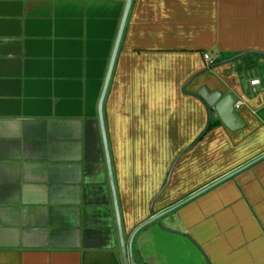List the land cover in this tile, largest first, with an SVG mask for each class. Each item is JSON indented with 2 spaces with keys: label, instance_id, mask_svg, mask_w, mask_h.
<instances>
[{
  "label": "crops",
  "instance_id": "1",
  "mask_svg": "<svg viewBox=\"0 0 264 264\" xmlns=\"http://www.w3.org/2000/svg\"><path fill=\"white\" fill-rule=\"evenodd\" d=\"M126 5L0 0V264H124L99 103ZM203 88L233 95L244 128L211 115ZM103 116L129 243L264 155V0H132ZM132 252L264 264V160L140 230Z\"/></svg>",
  "mask_w": 264,
  "mask_h": 264
},
{
  "label": "water",
  "instance_id": "2",
  "mask_svg": "<svg viewBox=\"0 0 264 264\" xmlns=\"http://www.w3.org/2000/svg\"><path fill=\"white\" fill-rule=\"evenodd\" d=\"M132 0H127V5L126 9L123 15V19L121 22L120 30L117 36L115 48L113 51V56L111 60V64L108 70L107 78L104 84L103 92L101 95L100 103H99V115H100V123H101V129H102V136L104 140V145H105V151H106V158H107V165H108V172H109V178H110V185H111V191H112V197H113V202H114V208H115V215H116V221H117V227H118V233H119V240H120V246H121V252H122V257L124 264H137L134 260L133 257V252H132V243L133 240L136 236V234L148 226L149 224L158 221L161 219L163 216L167 215L168 213L176 210L177 208L181 207L182 205L190 202L191 200L197 198L198 196L204 194L211 188L217 186L218 184L232 178L233 176L237 175L238 173L246 170L247 168L251 167L252 165L264 160V155L258 157L251 163L241 167L240 169H237L236 171L230 173L226 177L220 179L219 181L213 183L212 185L208 186L207 188L199 191L198 193L192 195L188 199L182 201L181 203L177 204L176 206L172 207L171 209H168L167 211H164L163 213L153 217L151 220L148 222L144 223L140 227L136 229V231L133 233L129 243H127L122 227V221H121V216H120V209H119V204H118V196H117V191H116V185L114 182V174H113V169H112V162L110 159V153L108 150L107 146V139H106V131H105V124H104V116H103V106H104V101L108 92V88L110 85V80L112 77V72H113V67L115 64V60L117 57V52L120 47V43L122 40V35L125 29L126 21L128 18V13L130 10ZM198 95L205 101L206 105L208 106L210 110V114L212 115L213 112H216L222 121V123L231 131H238L244 128L245 124L241 120L235 106L238 103L237 99L231 95V94H224L221 91H210L207 88H203L198 92ZM212 117V116H211Z\"/></svg>",
  "mask_w": 264,
  "mask_h": 264
},
{
  "label": "built area",
  "instance_id": "3",
  "mask_svg": "<svg viewBox=\"0 0 264 264\" xmlns=\"http://www.w3.org/2000/svg\"><path fill=\"white\" fill-rule=\"evenodd\" d=\"M204 58H205V60H206V62L208 64V67L211 68V66L214 65V60L212 59V57L209 55V53H205ZM259 83L260 82L258 80H254V81L251 82V85L252 86H256ZM240 106H241V103H237L236 106H235L236 110L239 109Z\"/></svg>",
  "mask_w": 264,
  "mask_h": 264
},
{
  "label": "trees",
  "instance_id": "4",
  "mask_svg": "<svg viewBox=\"0 0 264 264\" xmlns=\"http://www.w3.org/2000/svg\"><path fill=\"white\" fill-rule=\"evenodd\" d=\"M221 124L220 120H214L213 117H211L210 122H209V126L207 128V130L204 132V134L201 136L200 140L212 129L216 128L217 126H219Z\"/></svg>",
  "mask_w": 264,
  "mask_h": 264
}]
</instances>
